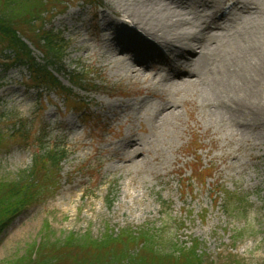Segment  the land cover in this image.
<instances>
[{
    "label": "rangeland",
    "instance_id": "rangeland-1",
    "mask_svg": "<svg viewBox=\"0 0 264 264\" xmlns=\"http://www.w3.org/2000/svg\"><path fill=\"white\" fill-rule=\"evenodd\" d=\"M50 1L37 13L46 30L68 42L62 66L54 70L66 94L34 89L30 70L7 71L0 59L1 129L18 135L0 151V180L30 170L39 152L65 149L67 155L55 188L1 235L0 264L28 259L47 238L67 241L75 234L99 240L108 229L119 234L145 228L160 237V252L198 241L203 264H264V128L252 125L245 133L228 119H212L208 112L214 109L203 107L211 93L162 81L158 73L168 52L152 54L154 62L147 59V77L125 72L136 66L133 57H114L99 34L111 35L102 22L107 4L121 9L128 0ZM236 1L187 0L176 6L149 0L166 14H178L184 28L196 33ZM240 1L259 9L209 41L210 50L224 55L253 45L264 49V0ZM26 43L44 65V54ZM187 68L197 71L198 63ZM76 73L88 85L74 86ZM144 99V107H123ZM165 101L177 109L160 121L154 114ZM135 139L138 144L126 146Z\"/></svg>",
    "mask_w": 264,
    "mask_h": 264
},
{
    "label": "trees",
    "instance_id": "trees-1",
    "mask_svg": "<svg viewBox=\"0 0 264 264\" xmlns=\"http://www.w3.org/2000/svg\"><path fill=\"white\" fill-rule=\"evenodd\" d=\"M49 2L0 0V59H3L7 71L14 67L30 70L34 89L63 96L66 94L65 87L54 70L62 66L69 45L60 33L46 30L44 18L37 13ZM39 21L42 25L36 27ZM26 40L44 54V65L33 56ZM72 81L74 86L82 87L81 83L88 85L81 73H76L75 77L72 75ZM15 135L4 134L0 124V151L18 137ZM66 155L65 149L39 152L34 155L30 170L23 171L13 180H0V237L22 212L37 205L55 188ZM195 177L200 179L198 171ZM227 201L229 204L234 202L229 197ZM49 229L46 225L45 230ZM159 239L155 231L146 228L139 232L125 229L119 234L108 229L99 240L89 235L78 239L75 234L69 236L67 241L52 242L47 238L36 252L32 250L29 253L28 259L15 258L5 264H203L198 241H194L192 246L176 251L174 248L170 253H165L158 250Z\"/></svg>",
    "mask_w": 264,
    "mask_h": 264
},
{
    "label": "bare ground",
    "instance_id": "bare-ground-1",
    "mask_svg": "<svg viewBox=\"0 0 264 264\" xmlns=\"http://www.w3.org/2000/svg\"><path fill=\"white\" fill-rule=\"evenodd\" d=\"M163 1H171L176 6L188 3L187 0H158V3ZM159 4L151 5L149 0H134L133 3L128 0L123 8L117 9L108 3L102 13V22L108 24L111 35L106 39L99 34L101 41L108 44L114 57L122 54L135 61L136 66L125 72L147 77L152 74L147 62L155 61L152 54L168 52L162 63L165 69L158 73L162 74V81L170 82L174 87H201L211 93L212 98L203 107L209 111L214 109L212 112L206 110L212 119H228L245 133L251 131L252 125L264 128V99L261 98L264 93V49L253 45L244 51L223 55L208 48V42L227 33L235 20L252 17L259 8L237 0L221 17L196 33L184 28L185 23L178 14H166ZM192 61L198 63L197 71L187 68ZM146 101L127 103L123 107L134 110L138 106L144 107ZM176 109L175 105L165 101L154 117L164 121ZM138 142L131 140L126 146Z\"/></svg>",
    "mask_w": 264,
    "mask_h": 264
}]
</instances>
